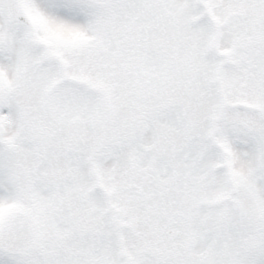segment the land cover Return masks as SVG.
<instances>
[{"label": "snow or ice", "instance_id": "snow-or-ice-1", "mask_svg": "<svg viewBox=\"0 0 264 264\" xmlns=\"http://www.w3.org/2000/svg\"><path fill=\"white\" fill-rule=\"evenodd\" d=\"M0 264H264V0H0Z\"/></svg>", "mask_w": 264, "mask_h": 264}]
</instances>
